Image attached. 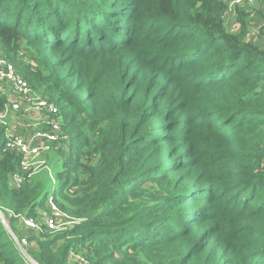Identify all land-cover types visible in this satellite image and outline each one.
<instances>
[{
	"label": "trees",
	"instance_id": "trees-1",
	"mask_svg": "<svg viewBox=\"0 0 264 264\" xmlns=\"http://www.w3.org/2000/svg\"><path fill=\"white\" fill-rule=\"evenodd\" d=\"M223 11L221 0H0V51L63 132L44 153L59 168L14 189L22 157L0 126L4 216L35 219L51 199L73 222L41 226L25 249L36 264H264V44L245 40L248 14L234 34ZM7 101L0 92V111ZM9 228L0 217V264H31Z\"/></svg>",
	"mask_w": 264,
	"mask_h": 264
},
{
	"label": "built area",
	"instance_id": "built-area-1",
	"mask_svg": "<svg viewBox=\"0 0 264 264\" xmlns=\"http://www.w3.org/2000/svg\"><path fill=\"white\" fill-rule=\"evenodd\" d=\"M224 3V16H237L239 12L248 15L254 14L258 8L264 7V0H221ZM261 40L264 42V26L259 28ZM0 85L6 84L8 98L7 103L0 111V126L4 128L5 149L21 155L20 173L10 178V186L20 189L24 183L23 174H30L39 169L42 164L38 160L42 154L47 153L63 139V132L58 122L57 107L48 102L45 98L37 95L28 83L17 73L15 67L0 52ZM21 54V53H20ZM19 54V55H20ZM13 113H22L27 116L35 114L38 120L32 121L35 124L26 133H15L14 127L7 122L6 117ZM14 115V114H13ZM41 117H40V116ZM49 214L44 218L42 224L35 219L25 215L17 216L22 228L28 232L41 231L43 225L46 230L56 231L70 226L73 222L61 212L51 199L47 201ZM60 228L59 227V224ZM26 240H21L25 245ZM81 261L79 256L70 254Z\"/></svg>",
	"mask_w": 264,
	"mask_h": 264
},
{
	"label": "rangeland",
	"instance_id": "rangeland-1",
	"mask_svg": "<svg viewBox=\"0 0 264 264\" xmlns=\"http://www.w3.org/2000/svg\"><path fill=\"white\" fill-rule=\"evenodd\" d=\"M224 21L226 24V28L229 32L237 34L240 33L243 30V26H241V23L238 21V16H224ZM246 25L244 26V38L246 41L253 43V44H257V42H262L258 32H259V28L261 26H264V15L261 13H258L257 11L252 14V15H247V20H246ZM264 44V43H263ZM1 50V49H0ZM2 52V51H0ZM26 52L25 48H22L21 50V54L19 55V57H24V53ZM1 54V53H0ZM0 92L3 93V95L5 96V94H7V89H6V84L4 85H0ZM37 94V93H36ZM38 95V94H37ZM14 116L19 120L20 123V127L18 128L17 134H21V133H26L27 130L29 128L32 127L33 124H35L34 122H32L29 119V115L24 116L22 115V113H13ZM40 116V115H39ZM41 117V116H40ZM7 122L10 123V117L8 118V116L6 117ZM16 133V131H14ZM47 154V153H46ZM42 154L41 158L38 160L39 162H41L42 164H46V165H40L41 169H49L51 170H57L59 168V162H57L55 159L56 157L54 156V154ZM40 169V170H41ZM4 208L0 209V217L2 219V222L9 227H11L14 232L16 233V236L20 238V241H18L21 245V240H26V244L22 245L24 247V249H29L30 251H33L36 249V242L34 240V238L38 237V231L36 232H28L25 229L22 228V226L19 224L18 221L15 222L16 219L13 220H9V218H14V215L11 212H8L7 210H2ZM7 212L8 217L6 218L4 216V213ZM49 214L48 208L47 206H45V209H43L42 211L38 212V215H36L34 218L35 220L39 223L42 224L44 218ZM60 228V224L58 223ZM19 225V226H18ZM72 225V224H70ZM10 229V228H9ZM59 231V230H56ZM71 256V255H69ZM72 257V256H71Z\"/></svg>",
	"mask_w": 264,
	"mask_h": 264
},
{
	"label": "crops",
	"instance_id": "crops-1",
	"mask_svg": "<svg viewBox=\"0 0 264 264\" xmlns=\"http://www.w3.org/2000/svg\"><path fill=\"white\" fill-rule=\"evenodd\" d=\"M257 12L260 13V14L262 13L264 15V7L258 8L257 9ZM257 44L260 45V46L263 45V43H261V42H257ZM9 117H10V120H11L10 121L11 125L14 127L15 131L17 132L18 131V128L20 127L19 120L13 114H10ZM29 119L31 121H36V120L39 119V117L36 116L35 114H30L29 115Z\"/></svg>",
	"mask_w": 264,
	"mask_h": 264
},
{
	"label": "water",
	"instance_id": "water-1",
	"mask_svg": "<svg viewBox=\"0 0 264 264\" xmlns=\"http://www.w3.org/2000/svg\"><path fill=\"white\" fill-rule=\"evenodd\" d=\"M5 226L7 227V225H5ZM16 245H17V248L19 249V251L21 252V254L24 256V258L26 260H28L31 264H36L33 260H31V258L29 257L28 253L26 252L24 247L18 242V240H16Z\"/></svg>",
	"mask_w": 264,
	"mask_h": 264
}]
</instances>
